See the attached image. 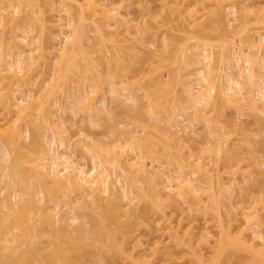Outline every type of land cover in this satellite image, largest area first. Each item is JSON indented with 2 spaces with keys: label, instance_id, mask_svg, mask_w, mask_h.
Returning a JSON list of instances; mask_svg holds the SVG:
<instances>
[{
  "label": "bare ground",
  "instance_id": "obj_1",
  "mask_svg": "<svg viewBox=\"0 0 264 264\" xmlns=\"http://www.w3.org/2000/svg\"><path fill=\"white\" fill-rule=\"evenodd\" d=\"M182 2L171 12L195 34L196 49L188 60L196 67L190 74L201 84L199 94L188 80L182 81L195 117L215 127L211 113L230 104L240 107L243 102L252 112L263 113L264 34L257 45L253 34L247 33L264 28V0ZM46 5L37 16L33 0H0V143L5 148L7 173L0 178V264H85L87 257L90 264H115L117 259L126 264H220L222 260L264 264V213L258 206L234 200L235 192L241 193L242 167L227 137L218 139L223 143L219 141L220 146L216 140L208 142L215 143L208 152L210 159L214 154L216 158L205 162L189 154L194 161L182 163L174 174L169 168L170 152L163 147L156 151L148 143L150 131L145 126L142 129L148 131L128 129L126 140L110 143L88 136L74 141L68 136L67 119L57 113L68 112L75 118L84 112L92 125H99L101 116L113 115L110 105L114 103L109 105L104 92L117 90L116 71L122 55L112 56L105 67L107 42L138 56L149 28L126 19L111 0H46ZM167 7L168 3L162 5L163 10ZM83 22L91 26L89 35L96 41L80 30ZM20 24H25L22 36L17 33ZM37 26L49 31L52 46H44L32 35ZM211 33L219 38L218 50ZM133 34L136 41H132ZM158 34L155 31L153 37L158 39ZM243 36L237 46V38ZM85 38L97 48L90 43L91 51H85ZM57 42L59 50L54 47ZM48 68L53 69L50 75ZM92 78H97L94 84ZM81 83L90 89L81 88ZM75 87H79L78 98ZM59 95H65L68 106ZM127 100L134 108L138 98L129 94ZM148 101L151 113L157 115L154 100ZM20 117L27 118V130L21 128ZM161 131L157 135L164 136L158 137L174 141V133ZM77 147L90 156L91 167L75 156ZM16 156L23 163L16 162ZM223 157L231 161V187L220 168ZM148 159L158 164L150 165ZM4 191L8 192L2 196ZM73 194L83 204L73 206V214L65 211L62 215V204L74 202ZM192 213L205 216V225L198 231ZM60 221L64 222L61 228ZM72 223H77L78 236L71 235ZM140 227L153 236L151 240L139 236ZM61 232L70 236L66 247L56 238L55 233Z\"/></svg>",
  "mask_w": 264,
  "mask_h": 264
},
{
  "label": "rangeland",
  "instance_id": "obj_2",
  "mask_svg": "<svg viewBox=\"0 0 264 264\" xmlns=\"http://www.w3.org/2000/svg\"><path fill=\"white\" fill-rule=\"evenodd\" d=\"M111 1L115 5L114 7H117L126 19H133L136 21H134L135 24H138L143 28H149L144 32L145 42L143 45L140 44V46H142V49L139 51L138 56H133L132 54L128 55L124 50L127 54L126 55L123 53L124 51L122 52L117 45H114L112 43V41L107 42L108 52H105L106 57L104 58V61L102 60V63H104L105 67L107 66V64H109V60L112 56L122 55V57L120 58L121 66L116 71V73L119 74L118 76L121 81V83L119 81V84L116 86L117 90L115 91H117V93L115 94V91H110V89L107 88L109 85L105 86L107 90L104 92V95H106L107 99L109 98V105L111 103H114L112 104V106L110 105V108L112 107L111 113H113V115H108L110 116V118L107 117V115H105V117L101 116V119H99L100 124L92 125L89 121L88 115L84 112H80V114H78V116H76L75 118L71 116V113H69L68 115V112H65L66 114L57 113V115L61 116L64 120L67 119L64 128L67 129L68 136H71V138H73L72 140L74 141L88 136L98 142L110 143L111 141H119V139H121V141L126 140V136L128 135H126L125 133L126 131H128V129L132 130L135 127H138L137 130H139V127H141L140 129H142V127L145 126L144 128L147 127L150 131V141L148 143H150L152 147L154 146L155 148H153L157 149L156 151H160L163 148H166L168 152H170L168 158L171 161V165L169 166V168L172 169V172L174 171V174H177V172L180 171L182 163L185 165H190L192 160L194 161L195 157H203L205 162H209L216 155L214 154V157H211L210 159L208 149L210 148V146L212 147V145H215V143H213L212 145L209 143H211V141L213 140V142L217 141L218 145L221 143V140H219L220 143H218V139L221 136H223L224 138L227 137L229 140L228 142H230L231 144L230 148L234 149L233 153H236L239 156V164L242 167L239 176L242 178L243 182L241 181V183L238 185V189L241 193L238 194L235 192L234 197L236 195L237 196L234 200H238L239 202L243 201L242 205L244 206H258V208H262L261 212L264 213V109L262 110L263 113H259L256 111V113L259 114L258 115L255 112H252L253 109H251L250 106H244V102L242 105L245 108L243 109H241L242 105L240 107H237L238 105L231 106V104L230 106L226 105V107L221 106L222 108H220V110L211 113V116L215 119V125H213L215 127L209 125V122L204 121V119L202 120L199 117H195V109L189 106L182 91V81L184 79L188 80L192 85L195 94H199L201 90V84L197 81V79H195L196 77L193 76L194 74H190L195 71L196 67L192 64H189L188 60V54H190L192 49H196V43L192 38L195 34L191 31V26L186 27L180 22L177 13L174 14L171 12V9L178 8L183 3V0ZM33 2L35 4L37 16H40L41 11L47 9L46 0H33ZM165 3H168V7L163 10L162 5ZM150 11L152 12V14H150ZM23 15H26V13ZM237 17H239V14L235 15L236 19ZM246 17L248 19L251 18L249 14ZM168 21L170 22V24L168 26H165V23H167ZM238 23V20H235L233 22L234 26H236ZM79 27L80 30L84 31V34L86 36L90 34L89 31H91V26L88 23L83 22L79 25ZM24 28L25 24H20V26H18L17 33L22 36V34H24L22 32V29ZM6 31L8 32L7 29ZM155 31L159 32L158 39L153 37V33ZM252 32L253 31L251 30L247 34H253L254 41L257 44L258 42H260V34H264V28H260L258 31H256V33ZM8 33L10 34V32ZM32 35H35L38 38V41H40L46 47L52 46L54 43L51 41L50 33L47 29L37 26ZM91 35L88 36V39L91 38L92 40L93 35ZM132 37V41H136L135 34H133ZM30 38L31 37L29 36L28 41H30ZM243 38L244 36L237 38V46H241V40H243ZM210 39L215 44L218 50L220 46L219 38L215 33H211ZM2 40L3 38L0 39V43L2 42ZM84 41L85 42H83V49L85 51H91L89 47L91 44L93 45V43H91L90 41L91 44H88L87 38H85ZM58 43L59 42H57L54 47L55 49L59 50V47L61 46ZM244 47H248L247 42H245ZM95 48L97 47L94 46V49ZM94 49H92L93 53ZM58 50L56 51L58 52ZM262 51H264V49ZM53 54L56 55L55 53ZM53 54L51 57H54ZM52 59L49 60L50 63L52 62V66H54L55 62H53ZM231 65L232 67H230L231 69H233V65L235 64L233 63ZM52 70V68H48L47 72L49 75L51 74ZM234 70L235 68L233 69V71ZM48 74H46V76H49ZM96 79L97 78H92L91 83L94 84L96 82ZM82 83L80 87L83 85L85 88L86 84L84 85ZM247 83L248 82H246V84ZM248 85L249 84H247V86ZM87 88L90 89L89 87ZM76 89L78 91L79 87H77ZM129 94H135V96L138 98V101L135 103L134 108L129 107L132 104L127 100ZM76 95L78 98V95H80L79 91ZM63 96L65 97V95H59L58 98L65 106H68L66 105L68 104L67 100H65L67 98L64 99ZM261 97L262 96L260 94L259 96H257V99L261 101ZM149 98L153 99L155 102L157 115H153L151 113V108L148 101ZM116 100L117 103H115ZM260 101L258 102L262 104ZM25 119L27 118H23V120L22 118L20 119V125L23 130H27L28 128L27 121ZM20 121L18 122V124L20 123ZM7 125L6 127L10 126ZM156 129H158L159 131L162 130L161 132L167 133L166 135H169L168 133H174V141H169L166 137H158V135L161 134L159 133L157 135V132L159 131L156 132ZM180 138L183 139V142H181V144L179 141ZM221 144L223 145V143ZM2 145L3 144L0 143V178L7 174L5 171V148ZM229 145L227 146L229 147ZM216 146L215 148H217ZM224 146H226V144H224ZM167 150L163 151L166 152ZM189 154L194 155L195 157L193 156L192 159V156ZM187 155L188 157L191 156L190 160ZM75 156L79 157V159L83 163H85L87 167H91L92 162L90 160V156L84 155V153L78 147L75 149ZM225 158L227 159V156H225ZM225 158L223 157L222 159H220V168H222L224 171V180L227 187H231L232 182L229 181V178L232 177L233 171L230 169L232 165L231 161L229 163V161H227ZM15 161L18 163H23V158L21 156H16ZM147 162L150 165L152 163L151 159H148ZM152 164L157 165L158 163L157 161H155ZM185 171L187 173H190L191 170L189 167H186ZM7 192L8 191H4V194L2 193V196H5ZM72 198L75 199V201L72 203L69 202L68 206H64V204H62L60 208L61 211H59L62 215L65 214V211L73 214L72 207L75 205L78 206L83 204L82 200L76 199L75 194L71 196V199ZM142 205L143 204H141L140 207H142ZM223 211L225 213V209H223ZM191 217L195 218V226L197 231L200 228L204 227L206 219L203 213H192ZM60 222V224H58L61 228L64 222ZM76 224L77 223H72V226H69L72 231L71 235L73 236H78V231L75 228ZM89 228L90 226H87V229ZM137 233L146 241L148 239L151 240V238L153 237L147 233L145 227H140ZM47 234L51 235L50 233ZM55 234L56 238H61L58 242L60 244L62 242L63 246L66 247V239H70V236L64 235L62 232ZM45 240H47V237H45ZM5 259H8V255H6ZM235 262V260H230L229 262L222 260L220 264H235ZM90 263L91 258L87 257L85 260V264ZM2 264L7 263L6 261H4ZM115 264L126 263L122 259H117Z\"/></svg>",
  "mask_w": 264,
  "mask_h": 264
}]
</instances>
